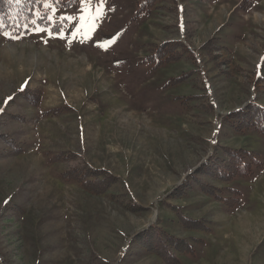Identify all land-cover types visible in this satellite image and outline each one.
Listing matches in <instances>:
<instances>
[{"label":"rangeland","instance_id":"1","mask_svg":"<svg viewBox=\"0 0 264 264\" xmlns=\"http://www.w3.org/2000/svg\"><path fill=\"white\" fill-rule=\"evenodd\" d=\"M225 1L73 0L54 30L0 35V264H165L134 240L149 227L189 241L180 264H264V136L224 118L264 106V0ZM85 8L103 15L76 34ZM200 11L226 19L222 42ZM172 41L178 59L150 57ZM225 147L251 152L247 175L196 171ZM87 168L104 193L64 175Z\"/></svg>","mask_w":264,"mask_h":264},{"label":"trees","instance_id":"2","mask_svg":"<svg viewBox=\"0 0 264 264\" xmlns=\"http://www.w3.org/2000/svg\"><path fill=\"white\" fill-rule=\"evenodd\" d=\"M71 1L73 0H59L57 3V0H50V3L55 9L69 7ZM52 9L44 7V0H21L20 3H16L15 0H0V33L8 32L13 36H21L35 26H49L50 22L47 18ZM55 28V24L50 25L51 30ZM177 45L178 43L172 41L169 44H161L157 47L156 51L151 48L152 53L150 57L165 55L164 49L173 51L169 56H165L166 60L178 59L180 54L176 53ZM224 118L226 124L238 133L252 130L264 136V108L253 102L229 111ZM222 151V156H208V161L200 163L196 171L200 169L202 164H210L213 168L210 176L219 180L228 179L235 174L245 176L250 172V164L245 161L249 157L253 160L251 152L241 148L230 147H225ZM64 175L69 180H79L93 193H96L95 191L104 193L113 183L111 181L112 178L102 170L87 168L86 170L76 171L69 169L65 171ZM187 187L189 188L188 184L182 183L173 192L181 196L184 194L183 188ZM180 216V221L184 224L186 221L197 222L193 219L189 220L182 215ZM134 240L138 241L147 252H152L158 256L165 264H180V260L176 257V254L192 253L191 245L187 239L175 238L164 232V230L162 231L155 227H149L141 235L134 237Z\"/></svg>","mask_w":264,"mask_h":264},{"label":"crops","instance_id":"3","mask_svg":"<svg viewBox=\"0 0 264 264\" xmlns=\"http://www.w3.org/2000/svg\"><path fill=\"white\" fill-rule=\"evenodd\" d=\"M202 1L204 2L203 3L204 4L203 5L204 8L205 7H210L211 5L215 6V5L221 4L222 2L223 3L226 2L225 0H202ZM207 1H208V3H207ZM238 8L239 7H237V3L233 4L230 8L227 9L226 14H225L226 17H228V16L230 17L232 14H234L237 11ZM196 17H197V19L199 21L198 22L199 25L196 28V31L199 32V33H202L203 40L210 39V38H214L215 40L216 39L220 40L219 37L217 36L218 35V31L220 30L221 26L226 21V19L218 21L221 18L216 19L214 16H212L210 11H208V12L200 11L199 14ZM220 42H222V41L220 40ZM222 46H223V48H225V46L223 44H222ZM262 58H263V55H262L261 58L258 59V63H257V66H256L257 70L259 69L258 66H259V63H260ZM248 62L250 64H252L253 60H248ZM260 71L259 70L257 71L255 77L259 76L261 79H264V74L262 73L263 71H261V72ZM261 82H263V83H261ZM258 85L262 86L261 90L264 89L263 88L264 87V81L260 80V83ZM252 102H255L256 104H259V106H262L264 108V106L261 103H258L257 101H252Z\"/></svg>","mask_w":264,"mask_h":264},{"label":"snow or ice","instance_id":"4","mask_svg":"<svg viewBox=\"0 0 264 264\" xmlns=\"http://www.w3.org/2000/svg\"><path fill=\"white\" fill-rule=\"evenodd\" d=\"M15 2L16 3H20L21 0H15ZM58 2H59V0H57V3ZM81 3L82 4H90L91 3V0H81ZM44 7L46 9L47 8H53V13H55V9H54L53 5L50 3V0H44ZM85 12H86V15H82L80 17L81 24L77 28L76 34L82 33L85 29H87V32L94 31L95 30V27H96V20L99 18V16H102L103 15L102 12H98L96 16H92L90 14H87L88 13V9L87 8H85ZM48 18H49V20H54L55 19V15L53 14V16H49ZM60 19L61 20L72 19V17H64V16H61ZM33 23H35V21H33ZM35 31L41 32V31H45V29L37 27L35 29ZM47 31L49 32V35H53L51 33V30L50 29H48ZM0 34H3L8 39H17L18 38V37L13 36L11 33H8V32H3V33H0ZM76 34H74V36ZM56 35L59 36V38H63V36H60L59 33H57ZM86 38H89L90 39L91 37L89 35V36H86ZM81 42H83V40ZM97 46H101L102 47L103 45L98 44Z\"/></svg>","mask_w":264,"mask_h":264}]
</instances>
